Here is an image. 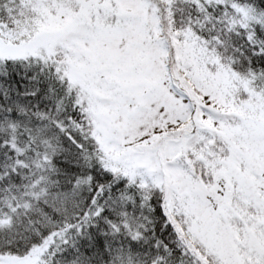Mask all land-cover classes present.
Here are the masks:
<instances>
[{"label": "snow or ice", "instance_id": "snow-or-ice-1", "mask_svg": "<svg viewBox=\"0 0 264 264\" xmlns=\"http://www.w3.org/2000/svg\"><path fill=\"white\" fill-rule=\"evenodd\" d=\"M0 264H264V0H0Z\"/></svg>", "mask_w": 264, "mask_h": 264}]
</instances>
